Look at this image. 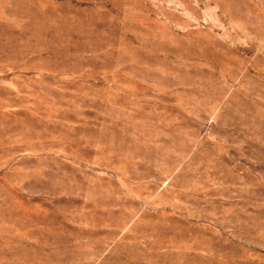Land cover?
I'll list each match as a JSON object with an SVG mask.
<instances>
[{
	"label": "rangeland",
	"instance_id": "obj_1",
	"mask_svg": "<svg viewBox=\"0 0 264 264\" xmlns=\"http://www.w3.org/2000/svg\"><path fill=\"white\" fill-rule=\"evenodd\" d=\"M0 264H264V0H0Z\"/></svg>",
	"mask_w": 264,
	"mask_h": 264
}]
</instances>
